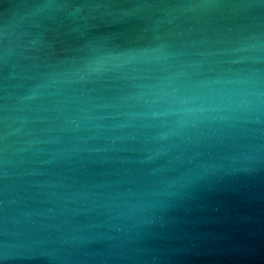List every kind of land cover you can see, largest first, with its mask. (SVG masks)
<instances>
[{"label":"water","instance_id":"water-1","mask_svg":"<svg viewBox=\"0 0 264 264\" xmlns=\"http://www.w3.org/2000/svg\"><path fill=\"white\" fill-rule=\"evenodd\" d=\"M0 264H264V0H0Z\"/></svg>","mask_w":264,"mask_h":264}]
</instances>
